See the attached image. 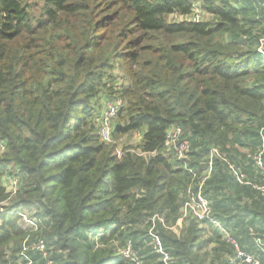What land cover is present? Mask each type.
Segmentation results:
<instances>
[{"label": "trees", "instance_id": "obj_1", "mask_svg": "<svg viewBox=\"0 0 264 264\" xmlns=\"http://www.w3.org/2000/svg\"><path fill=\"white\" fill-rule=\"evenodd\" d=\"M195 3L207 12L199 23L185 19ZM262 38L263 0H0V264H134L119 252L129 241L140 264H164L151 245L155 214L170 264H241L213 223L189 216L170 228L214 147L203 193L264 264V196L229 165L260 181ZM115 97L125 106L114 137L141 132L132 148L142 155L119 158L98 134L102 102ZM174 125L197 178L160 150ZM20 208L34 210L36 229L21 225ZM38 240L46 255L31 248Z\"/></svg>", "mask_w": 264, "mask_h": 264}, {"label": "built area", "instance_id": "obj_2", "mask_svg": "<svg viewBox=\"0 0 264 264\" xmlns=\"http://www.w3.org/2000/svg\"><path fill=\"white\" fill-rule=\"evenodd\" d=\"M264 1V0H263ZM179 19H184L183 17H178ZM190 19L195 23H199L205 20L207 17V12L203 10L200 3H195L193 5L192 13L190 16H185V19ZM261 44H264V38L261 39ZM261 52L262 47L259 49ZM102 111L99 113V129L98 134L103 142L106 144H115V154L117 157L121 158L125 151L136 152L140 155L145 152L138 151L130 146L119 144L120 141H117L114 137V122L116 120L117 114L119 111L125 106V100L122 97H115L113 100H105L102 102ZM98 115V116H99ZM123 138H121L122 140ZM142 141V139H141ZM128 147V148H127ZM0 150H4V144H0ZM161 152H163L168 158L175 159L182 167L190 170L192 175L197 178L198 174L190 169L189 166V154L191 152V143L187 137L184 136L183 129L174 125L171 126L167 130L166 139L161 147ZM155 153V151L153 152ZM263 149L258 153L254 154V160L260 172V181L256 182L251 180L246 176V174L242 171V169L235 164L229 162L230 168L233 170V174L236 179L242 184H252L262 196H264V162H263ZM214 156H221L218 148H212L209 154L210 162L208 171L206 172L204 178L200 180L198 188L194 189L192 183L188 187V197L181 209L180 216L176 220L175 224L170 228L179 232V228L181 224L189 217L193 216L201 221H208L216 225L219 230L225 235V238L228 242L232 243L235 247V258L241 264H261L260 260L256 258L253 254L248 253L246 250L240 247L238 242L232 237L226 228L214 217L212 213V207L209 199L203 193V186L205 185L206 179L211 175L213 165L212 160ZM224 158V157H223ZM226 161L227 159L224 158ZM8 184H10L8 186ZM8 191L14 195L18 189V178L16 176H11L7 178L6 183ZM10 201L5 202V204H9ZM19 213L21 214V225L25 228L35 227L40 219L34 216V210H24L23 208L19 209ZM152 225L149 228V233L151 236V245L155 253L159 254L160 260L164 264H170L174 261V258L170 255V253L164 248L161 237L155 231V224L157 220H163L160 215L155 214L151 218ZM36 229V227H35ZM105 231L102 229L98 237L103 236ZM260 241V240H259ZM31 248L39 250L46 255V244L43 240H38L31 244ZM120 254H122L125 258L132 261L134 264H140V260L138 257V252L134 249L131 241L127 242L123 247L119 249ZM30 262L29 264H31Z\"/></svg>", "mask_w": 264, "mask_h": 264}, {"label": "rangeland", "instance_id": "obj_3", "mask_svg": "<svg viewBox=\"0 0 264 264\" xmlns=\"http://www.w3.org/2000/svg\"><path fill=\"white\" fill-rule=\"evenodd\" d=\"M177 19V18H176ZM179 19V18H178ZM116 73L118 74V78H123V74L121 72V69H118V71H116ZM97 103H100V101L98 100ZM142 133L141 132H136V133H130L127 136H123L121 138H123L121 140V138H118L119 144H123V145H127V146H131V147H135L136 145H138L141 142L142 139ZM243 153H251L249 150L247 149H242ZM10 184H8L9 186Z\"/></svg>", "mask_w": 264, "mask_h": 264}, {"label": "crops", "instance_id": "obj_4", "mask_svg": "<svg viewBox=\"0 0 264 264\" xmlns=\"http://www.w3.org/2000/svg\"><path fill=\"white\" fill-rule=\"evenodd\" d=\"M209 17L212 18L211 16H209ZM101 111H102V109L100 110V112H101ZM230 230H231V229H230ZM245 243H246V241L244 240V241H243V244H245ZM248 243H249L250 246H252V244H251L249 241H248Z\"/></svg>", "mask_w": 264, "mask_h": 264}]
</instances>
